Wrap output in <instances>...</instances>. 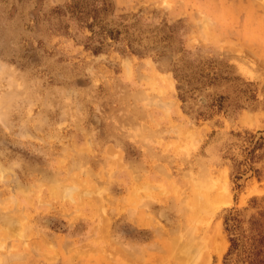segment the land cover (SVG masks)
I'll return each mask as SVG.
<instances>
[{"label":"rangeland","instance_id":"1","mask_svg":"<svg viewBox=\"0 0 264 264\" xmlns=\"http://www.w3.org/2000/svg\"><path fill=\"white\" fill-rule=\"evenodd\" d=\"M229 211L264 215V0H0V264H222Z\"/></svg>","mask_w":264,"mask_h":264},{"label":"trees","instance_id":"2","mask_svg":"<svg viewBox=\"0 0 264 264\" xmlns=\"http://www.w3.org/2000/svg\"><path fill=\"white\" fill-rule=\"evenodd\" d=\"M215 105L221 108L219 102ZM240 223L239 215L234 211H229L223 219L228 247L222 264H264V215L257 214L247 220L249 232L245 238L239 233Z\"/></svg>","mask_w":264,"mask_h":264},{"label":"bare ground","instance_id":"3","mask_svg":"<svg viewBox=\"0 0 264 264\" xmlns=\"http://www.w3.org/2000/svg\"><path fill=\"white\" fill-rule=\"evenodd\" d=\"M263 35V34H262ZM4 171V170H3ZM6 173V171H4ZM4 175V174H3ZM6 175V174H5ZM12 176V175H11ZM55 187V186H54ZM54 192V190H52ZM56 191V189H55ZM19 193V192H18ZM58 193V192H57ZM70 194H72V192L69 191ZM52 194V192H51ZM56 194V193H55ZM28 195V194H27ZM26 195V196H27ZM68 196V195H67ZM19 223V222H18ZM20 224V223H19ZM18 226V225H17ZM1 228V227H0ZM5 231V230H4ZM218 232V231H217ZM216 232V233H217ZM186 242H181V238H179L180 242L179 244L174 246L175 249V253L177 252V259H179L180 261H182L183 263L186 260V264L189 263V261L191 262L192 259H194L193 261L198 260L199 258L197 257H202L204 259V257L206 256V254H208V250H206L205 248V244L201 245L200 243H193L191 242L192 240V233L190 231H186ZM3 234V233H2ZM194 237V236H193ZM190 239V240H189ZM189 241V242H187ZM214 247H217V242H215ZM190 253V254H189ZM200 258V261L201 259ZM202 259V260H203Z\"/></svg>","mask_w":264,"mask_h":264}]
</instances>
